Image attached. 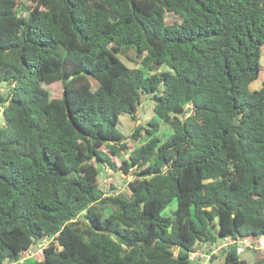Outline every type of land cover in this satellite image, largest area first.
<instances>
[{
  "label": "trees",
  "instance_id": "1",
  "mask_svg": "<svg viewBox=\"0 0 264 264\" xmlns=\"http://www.w3.org/2000/svg\"><path fill=\"white\" fill-rule=\"evenodd\" d=\"M263 47L264 0H0V264H193L264 237ZM142 95L155 117L125 138Z\"/></svg>",
  "mask_w": 264,
  "mask_h": 264
},
{
  "label": "rangeland",
  "instance_id": "2",
  "mask_svg": "<svg viewBox=\"0 0 264 264\" xmlns=\"http://www.w3.org/2000/svg\"><path fill=\"white\" fill-rule=\"evenodd\" d=\"M26 5L30 6L28 2H26ZM26 15V13H24ZM173 15H168L167 19L171 20L173 19ZM128 65L130 67H136L134 63L128 62ZM261 66H262V72L260 78L254 82L251 86L253 89H259L262 85V82L264 81V47L262 49V60H261ZM164 69L163 67L161 70ZM160 71V70H159ZM93 86L97 87L96 81H93ZM10 88V85L6 83L0 84V90L4 93H6ZM45 88L49 91L50 96L52 98H61L63 96V83L57 82L51 85H46ZM154 102L153 100L148 97L147 95H142V104L138 108V113H137V121L132 120L131 116L128 114H123L119 117V123H118V128L121 131V133L125 136V138H129L135 131L136 127L139 125H144L147 126L148 123L155 117L154 114ZM2 122V118L0 117V123ZM161 136L166 139L169 135L172 134V129L168 126L162 125L161 131H160ZM146 141L145 136H143L137 144H131L132 148H135L139 145H141L143 142ZM124 158H127V155H122V157H113L115 163L117 164L118 167L121 166L122 161ZM102 173L100 176V188L104 191L106 195H111L114 194L113 191H111V185L114 184L115 187H117L118 191H127V183L130 182L133 177L132 176H125L121 172H115L111 169L108 168H102ZM168 213V212H166ZM221 242V241H220ZM219 242V244H220ZM211 245L206 244V245H201L202 248L205 247H210ZM217 245L211 246V247H216ZM262 256L263 252H254V253H245L242 254L241 257L246 259L249 264H254V261L258 258V256ZM224 261V254H220L213 258L212 264H221Z\"/></svg>",
  "mask_w": 264,
  "mask_h": 264
},
{
  "label": "built area",
  "instance_id": "3",
  "mask_svg": "<svg viewBox=\"0 0 264 264\" xmlns=\"http://www.w3.org/2000/svg\"><path fill=\"white\" fill-rule=\"evenodd\" d=\"M193 106L188 105L187 109L189 110L187 116L191 114ZM3 108L0 107V117L2 118ZM48 245V242L38 245L32 251H26L22 255L21 261L23 262L26 258H29L34 255H43V249ZM234 246L237 250L238 255H242L248 252H263L264 253V237L252 241L247 238H233L226 237L221 240L220 244H217L216 247H199L194 252L190 253L189 261L193 264H212L214 257L228 252L230 248Z\"/></svg>",
  "mask_w": 264,
  "mask_h": 264
},
{
  "label": "crops",
  "instance_id": "4",
  "mask_svg": "<svg viewBox=\"0 0 264 264\" xmlns=\"http://www.w3.org/2000/svg\"><path fill=\"white\" fill-rule=\"evenodd\" d=\"M249 253H254V252H249ZM263 255H264V253H263ZM263 255H262V256H263ZM262 256H260V254H259L258 258H259V257H262Z\"/></svg>",
  "mask_w": 264,
  "mask_h": 264
}]
</instances>
